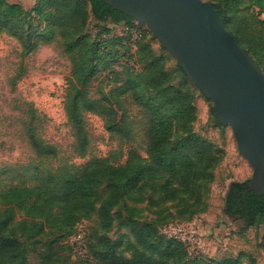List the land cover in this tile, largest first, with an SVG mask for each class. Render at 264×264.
<instances>
[{"label":"trees","instance_id":"trees-1","mask_svg":"<svg viewBox=\"0 0 264 264\" xmlns=\"http://www.w3.org/2000/svg\"><path fill=\"white\" fill-rule=\"evenodd\" d=\"M207 1L220 10L227 30L261 69L264 19L260 17L264 15V0H248L249 4L246 0ZM244 5L253 8L250 16L254 23L243 17ZM90 21L100 27L93 37L85 34ZM134 21L102 0H39L30 11H25L19 3L0 0V33L17 38L27 45V50L30 45H36L37 40H32L39 33L38 39L56 41L63 53L71 56L73 73L68 81L64 109L80 156L86 155L89 145L86 114L101 117L112 134L127 136V124L118 120L117 106L128 95L143 108L148 122L147 157L130 148L122 165L103 157L80 171L67 165L47 172L36 168V184L0 186V203L4 206L0 209V264H27L30 244L60 233H64V246L71 256L85 260L86 236L77 225L96 214L107 233L116 221L113 209L126 196L135 205L147 201L150 206L160 208L170 202L178 207L179 214L188 216L180 218L185 221L206 211V197L215 171L226 156L225 149L193 130L192 125L198 119L193 91L196 85L181 67L184 78L176 83L177 75L165 67L166 56L156 55L149 42V36L155 38L152 31L144 25H135ZM36 22L42 28L31 31ZM111 25H122V34L112 32ZM138 31L140 39L133 41ZM130 62L140 64L143 70L135 71ZM97 77L115 85L93 94L90 85ZM212 113L215 116L213 110ZM31 114L28 128L31 146L40 157H56V148L37 135L33 109ZM176 128L180 131L177 136ZM249 181L230 184L224 213L244 219L247 226L263 225L264 195L248 190ZM125 210L133 212L140 208L125 204ZM19 213L22 218L17 220ZM123 225L130 227L142 250L136 249L131 257H126L117 252L118 242L103 238L104 264H170V258H179L176 254L179 249L187 257L186 264L236 263L228 259L207 261L202 256L190 255L183 240L165 234L152 224L127 219ZM78 234L84 256L75 255L67 241ZM53 245L44 243L49 251L54 249ZM54 257V261L61 260L57 252L50 254L48 260L53 262Z\"/></svg>","mask_w":264,"mask_h":264},{"label":"rangeland","instance_id":"rangeland-1","mask_svg":"<svg viewBox=\"0 0 264 264\" xmlns=\"http://www.w3.org/2000/svg\"><path fill=\"white\" fill-rule=\"evenodd\" d=\"M39 0H9L19 3L25 11L32 10ZM207 1V0H206ZM249 1L246 0V4ZM242 6V15L248 22L254 23L250 16L253 11ZM260 18L264 19V15ZM95 21H90L85 34L93 37L100 30ZM257 26L253 24L252 27ZM112 32L122 34L123 26H112ZM36 22L31 28L41 29ZM262 28V27H261ZM27 35V34H26ZM155 37V36H154ZM35 33L28 50L17 38L0 33V186H31L38 181L35 169L47 172L63 167H75L79 171L96 158L109 157L111 163L122 165L128 158L130 148L142 157H147L148 122L145 111L130 96H124L122 105L117 106L118 120L128 127V135H116L107 131L104 121L95 114H86V129L89 136L88 150L80 156L76 150L77 140L67 120L64 109V97L68 81L72 79L73 61L70 55L63 53L56 41L44 42ZM149 42L156 55L166 56L165 67L177 75L176 83L184 78L176 59L160 44L158 39L149 36ZM139 65L140 72L142 66ZM264 73V59H262ZM120 70V68H119ZM136 71V70H135ZM124 76V73H121ZM115 84L108 83L102 77L94 79L90 85L93 94L97 90H108ZM198 108V119L193 123V130L213 143L225 149L226 156L215 171V178L206 197V211L191 221L187 215L179 214L172 203L162 207L149 205L144 201L138 205L124 197L112 211L116 221L107 233L98 215L83 219L77 225L85 233L87 258L79 260L71 256L64 246V236L60 233L42 238L41 243L28 246L27 264H104L103 248L105 240L118 242L117 252L131 257L136 249L142 250L130 233V227L123 225V220L135 219L140 224L149 223L169 236L184 241L190 255H198L209 260L223 262L234 260L235 264H264V224L247 226L244 219L227 216L224 213L225 197L230 184L250 179L253 169L239 153L232 130L217 123L212 113L213 102L196 86H193ZM34 120L37 135L57 150L54 158L40 157L29 142V123ZM180 134L179 128L174 135ZM128 137V139H126ZM149 195H146L148 198ZM158 199V198H157ZM125 204L138 206L140 211H126ZM4 206L0 203V209ZM120 216L123 219H120ZM22 215H17L20 220ZM179 218V219H178ZM53 243L49 251L44 243ZM163 249L166 246L163 245ZM57 252L60 261L50 262L49 255ZM179 258H170V264H186L187 257L179 249Z\"/></svg>","mask_w":264,"mask_h":264},{"label":"water","instance_id":"water-1","mask_svg":"<svg viewBox=\"0 0 264 264\" xmlns=\"http://www.w3.org/2000/svg\"><path fill=\"white\" fill-rule=\"evenodd\" d=\"M152 31L213 102L253 169L248 190L264 195V73L206 0H102Z\"/></svg>","mask_w":264,"mask_h":264},{"label":"built area","instance_id":"built-area-1","mask_svg":"<svg viewBox=\"0 0 264 264\" xmlns=\"http://www.w3.org/2000/svg\"><path fill=\"white\" fill-rule=\"evenodd\" d=\"M134 24L135 25H139V24H141V23H139L138 21H134ZM141 25H143V24H141ZM145 26V25H144ZM140 36H141V34H140V32L138 31V32H135L134 33V37H133V41L134 40H138V39H140ZM130 65H131V67L134 69V70H139V65H138V63H136V62H130ZM177 238V237H176ZM80 239H81V235L80 234H78V235H76V236H71V237H69V239L67 240L69 243H70V245L72 246V248H73V252H74V254L75 255H81V256H84V250H83V246H82V243H81V241H80ZM179 239V238H178Z\"/></svg>","mask_w":264,"mask_h":264}]
</instances>
